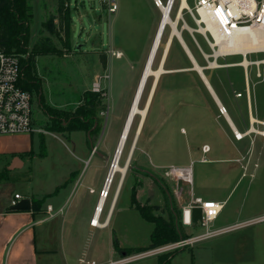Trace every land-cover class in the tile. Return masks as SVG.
I'll return each instance as SVG.
<instances>
[{"label": "rangeland", "instance_id": "rangeland-1", "mask_svg": "<svg viewBox=\"0 0 264 264\" xmlns=\"http://www.w3.org/2000/svg\"><path fill=\"white\" fill-rule=\"evenodd\" d=\"M162 1L167 4L168 0ZM31 3L34 15L28 42L29 52L18 55L29 58L31 79L35 82L31 86L36 128L33 148L40 152L43 135L46 148L49 147L51 153L47 161L33 164V175L41 184L48 170L52 171L49 179L61 177L65 172L63 153L57 148L58 140L44 133L61 132L57 129L63 126L62 122H68L76 116L77 109L87 106L86 92L100 94L95 99L99 127L91 138L98 140L103 134L100 150L106 155L109 153L111 165L162 11L155 0H65L66 10L72 18L63 15L64 18L60 19L59 0H31ZM189 3L193 9L195 0H189ZM113 4L117 5L115 11L110 10ZM180 4L176 0L172 19L177 16ZM183 14L193 29V32H189L180 21L183 38L198 64L204 68L237 129L240 132L250 129L251 114L264 121V64L251 65L247 70L236 65L242 61L241 55L230 54L221 57L217 67H210V62L214 61L212 46L201 32L195 31L198 26L191 12L185 10ZM170 34L171 27L167 26L154 68L159 65ZM41 38L50 39L56 51L31 55L34 45ZM248 58L251 61L264 59V53H252ZM103 60L106 66L102 64ZM165 63L168 72L160 77L111 217L109 230L114 232L120 245L127 247H148L153 227L132 207L134 187L138 190L137 199L141 204L157 206L154 210L156 215L175 220L169 208H166L168 202L172 201L171 184L163 177V168L171 164L187 165L193 161L195 194L205 199L225 201L219 218H231L239 206L247 211L245 217L252 218L264 207V137L256 132L244 139L236 137L200 74L193 69V63L177 37L173 39ZM153 80L154 77H150L147 82L141 108L146 104ZM96 82L100 85V91L94 90ZM139 121L140 115H136L122 165ZM255 125L260 131L264 128L260 123ZM28 135L31 136V133L0 134V143L16 148L30 145L31 149ZM72 138L78 140L80 137L76 135ZM204 144L211 146L207 155H203L201 150ZM204 158L208 161L203 162ZM101 159L96 157L91 162L87 173L92 178L101 172L98 165L102 166ZM86 163L84 167L90 162ZM29 173L31 169L28 167L26 175ZM120 177L118 172L106 198L102 220L109 213ZM143 180L148 182L140 188ZM26 182L18 180V191L25 192ZM87 195L91 197L94 194L88 191ZM148 198L149 202L144 203ZM173 202L177 208L176 216L179 217V204ZM77 207L65 206V209L73 215ZM43 208L39 213L48 215L46 206ZM217 225L215 221L211 225L212 229ZM182 228L186 236L205 231L201 226ZM77 230L79 227L75 226L74 231ZM100 232V229L96 233L91 231L88 234L89 242ZM106 234L108 236V233H104L103 237L107 242ZM200 243L183 248L186 250L184 254ZM151 258L153 256L141 258L131 264H144L154 260Z\"/></svg>", "mask_w": 264, "mask_h": 264}, {"label": "crops", "instance_id": "crops-1", "mask_svg": "<svg viewBox=\"0 0 264 264\" xmlns=\"http://www.w3.org/2000/svg\"><path fill=\"white\" fill-rule=\"evenodd\" d=\"M216 95L223 103L217 92ZM212 97L217 104V99L214 95ZM228 116L233 126L230 120L224 117L230 127L232 129L237 127L229 113ZM33 133L31 136L28 135L31 138V149L30 145L16 148L0 143V173H7L6 178L0 179V264H86L84 262L92 260L107 262L122 256L123 253L120 254L115 248L114 232L109 230L118 198L114 206L108 209L109 213L105 218L108 226L99 228L91 225L110 167L111 156L100 150L103 134L98 140H93L83 130L67 133L45 132V136H52L58 140L57 148L61 154L63 153L65 172L61 177L49 179L52 171L48 170L44 182L39 184L33 175V164L47 161L51 153L47 147L45 156L38 155L39 152L33 148ZM76 135L80 138L73 140L72 137ZM96 157L102 158V166L98 164L101 172L92 178L87 171ZM85 162L90 163L84 167ZM28 167L31 173L26 175ZM18 180L28 181L25 192L18 191ZM146 182L143 180L140 188H143ZM88 191L94 195L89 197ZM15 194L30 198L31 202L32 199L47 196L42 209L43 206L47 208L48 205H52L57 214L53 217L44 216L39 212L34 213L32 208L28 211H14L11 209V202ZM149 199L144 203L149 202ZM65 206L78 207L75 213L70 215ZM246 212L239 206L231 218L219 216L216 220L218 225L214 229L220 232L201 241L198 246L187 251L186 255L185 249L177 251L171 264H264V207L252 218L245 217ZM102 216L103 214L100 221H105L102 220ZM75 226L79 227V231H74ZM152 226L151 232L154 228L153 223ZM99 229L101 232L89 242L88 234L91 231L96 233ZM104 233H108L107 242L104 240ZM120 246L140 248L143 245ZM159 255H150L154 260L146 261L144 264H159Z\"/></svg>", "mask_w": 264, "mask_h": 264}, {"label": "built area", "instance_id": "built-area-1", "mask_svg": "<svg viewBox=\"0 0 264 264\" xmlns=\"http://www.w3.org/2000/svg\"><path fill=\"white\" fill-rule=\"evenodd\" d=\"M162 2V0H155L157 6ZM175 2L176 0L167 1L170 9L174 7ZM116 8L117 5L113 4L110 10L115 11ZM186 10L191 12L196 21L198 29L195 31L208 26H211L210 28L215 31L214 34L212 29L207 28L201 32L212 46L213 51L219 47L220 39L228 40L233 47L234 39L239 32L250 29L264 31V0H195L194 8ZM181 21L186 24L183 18ZM20 77V56L5 51L0 45V134L33 133L36 131L33 119V96L30 91L21 87ZM100 89L99 83L96 82L94 90L100 91ZM220 111L222 114L227 112L225 107L220 108ZM260 122L264 123V121ZM236 137L240 139L237 134ZM201 150L203 155H207L211 151V146L204 144ZM202 161L207 162L208 160L204 158ZM193 164L192 161L187 165L172 164L164 167L163 177L170 182L172 199L179 204L178 219L180 224L190 228L201 226L205 229L203 233L189 234L185 238L144 252L123 254L115 260L107 262L92 260L84 263L131 264L146 256L193 246L218 234L220 230L212 229L211 225L223 211L225 201L205 199L195 194ZM107 197L108 193L102 190L99 200ZM21 199H23L21 194H15L11 202L12 206H15ZM46 212L49 217L57 214L52 205L47 206ZM97 212L98 206L91 220V225L102 228L99 223L95 222ZM197 213H199V217L196 218ZM100 218H98L99 221Z\"/></svg>", "mask_w": 264, "mask_h": 264}, {"label": "trees", "instance_id": "trees-1", "mask_svg": "<svg viewBox=\"0 0 264 264\" xmlns=\"http://www.w3.org/2000/svg\"><path fill=\"white\" fill-rule=\"evenodd\" d=\"M59 14L60 19L63 17V15H66L67 18H72V15H70L66 10L65 0H59ZM33 15L31 0H0V45L5 51L19 55L29 52L28 42L30 39V28ZM44 25L46 24L44 23ZM166 29L167 26L164 30V33ZM53 51H56L55 44L48 38H41L34 45L31 55L44 54ZM102 64L106 66V61L103 60ZM20 67V85L23 89L32 92L31 86L34 85L35 82L31 79V65L29 58H24L21 56ZM99 95L100 94L93 95L91 92H86L85 99L88 103L87 106L77 109L76 116L71 118L66 123L62 122L63 126L57 130L61 132L83 130L90 132V136L92 137V133L95 132L99 127L97 125L98 107L95 100ZM40 148L41 149L38 155L43 157L46 155L45 138L43 135H41ZM6 174L7 173L5 172L0 173V179L6 178ZM46 197L47 196L42 199H32V210L34 213H38L42 210V204ZM171 200L172 201L168 202V206H166V208H169L175 220H168L161 215H156L154 210L157 209V206L141 204L137 199V189L134 187L132 192V207L137 209L144 219L154 224V228L150 235V245L148 247L140 248H124L120 246L118 239L114 236V245L116 250L120 254H132L135 252H141L143 250H150L187 237L183 231L178 217L176 216L177 208L172 198ZM197 217H199V213H197L196 218ZM177 251L179 250L160 254L158 256L159 264H171V260Z\"/></svg>", "mask_w": 264, "mask_h": 264}, {"label": "bare ground", "instance_id": "bare-ground-1", "mask_svg": "<svg viewBox=\"0 0 264 264\" xmlns=\"http://www.w3.org/2000/svg\"><path fill=\"white\" fill-rule=\"evenodd\" d=\"M179 1L181 2V4L179 7L177 16H175V19H172L171 12H172L173 8L170 9V5H167L163 2L160 5H158V7L162 11L161 21L159 23L158 30L156 32L154 41L152 43L146 64L144 66L143 73H142L140 81L138 83V87H137L136 93L134 95V98H133L127 119L125 121L124 127L122 129L121 134H120V138H119L118 144L116 146V149H115L112 161H111V165H110V169L108 171V175H107L105 185L102 188V190H104V192H107L109 195V192L111 190V186H112L113 181L115 179V176L117 175L118 172L121 174V177H120V180L118 182L116 192H115L114 198L112 200L111 206H114V203L116 202V199H117L118 194L120 192L121 186H122L123 181L125 179V176L127 174L129 164H130V162L128 163V160H129L133 145L136 142L135 143V148H136L140 134L142 132L144 124L141 128V122L143 119L146 120L147 114L149 112L151 102H152V100L150 102V99H151V95H152V92L154 89L155 82L158 79V83H159L161 75L168 72V70L165 69V62H166L167 57L169 55V52L171 50L173 38L174 37H177V38L181 37L180 39L183 42V43L181 42V45H182L184 51L186 52V54L188 55V57L191 60L192 59L196 60L194 54L192 53V51L190 50L189 46L187 45L186 41L183 38L182 30H180V28H179V22L181 21L182 18L184 19V14H183L184 11L186 9H190L191 6L189 3V0H179ZM166 26L171 27V34H170V36H169V38H168V40L164 46V51L161 55V59H160L158 67L154 68V62L156 60L160 46L162 44L163 33H164ZM210 27L211 26H208L207 28L212 29V32L215 34V31L213 30V28H210ZM183 28H186L189 32L193 31L192 27H190L187 24V22H186V24H184ZM207 28L203 27L199 31L204 32L205 30H207ZM252 53H264V31H260L258 29H250L247 31L239 32L234 39L233 47L228 40H221L220 39L219 40V47L215 48L213 51L214 61L210 62V67H212V68L217 67L219 59L225 55H230V54L241 55L243 57V59L241 62H239L236 65H241L247 70H249L251 65L255 64V65L259 66L261 64H264V59H258L255 61H251V59H249L248 57ZM190 54H191V56H190ZM120 55L121 54L119 53L118 56H120ZM162 63H163V65H162ZM199 67H201V66L199 65ZM199 67L196 68L195 70L200 74V76L203 79L204 83L206 84L207 88L209 89L211 94L214 95V98L217 99V104L219 105V107L224 108L225 106L222 104V102L217 97L216 92H215L213 86L211 85L210 79L208 78V76L204 72V68L202 70V72H203V74H202L198 70ZM146 76H147V79L145 80ZM150 77H154L153 84L151 86L146 104L143 108H141L140 107L141 99H142L145 87H146L147 82H148ZM158 83H157V86H158ZM209 85L211 86V88ZM157 86H156V88H157ZM155 91H156V89H155ZM154 94H155V92H154ZM154 94H153V96H154ZM152 99H153V97H152ZM149 102H150V105H149ZM148 105H149V107H148ZM136 115H140V121H139L138 126L136 128L135 135H134V138H133V141L131 144V148H130L129 153L127 155L126 161L122 165L121 164L122 157H123L129 136L131 134ZM223 115L226 116L230 120V123H232L230 117L228 116V111L223 113ZM250 122H251L250 130L248 129L246 132L241 131L242 132L241 133L237 129V127H233V131L239 136L240 139H244L248 134H250L252 132H256V133H259L262 136H264V128H263V130L260 131L259 129H257V127L255 125V123H261L262 125H264V123L260 122V120H258L252 114L250 116ZM231 125L233 126V123ZM138 133H139V135H138ZM137 135H138V138H137ZM135 148H134V150H135ZM134 150L132 152L131 159H132ZM112 163H113V165H112ZM102 190H101V192H102ZM101 192H100V195H101ZM105 202H106L105 198H102L101 200H99V203L97 205L98 206V212H97V215L95 218V222L99 223L102 228L108 224L106 220L105 221H99L98 220V218L101 217V215L103 214V211L105 208V206H104Z\"/></svg>", "mask_w": 264, "mask_h": 264}, {"label": "water", "instance_id": "water-1", "mask_svg": "<svg viewBox=\"0 0 264 264\" xmlns=\"http://www.w3.org/2000/svg\"><path fill=\"white\" fill-rule=\"evenodd\" d=\"M161 35V34H160ZM173 37V36H172ZM181 38V37H180ZM180 38H178L179 39V41L180 42H182V40L180 39ZM183 43V42H182ZM190 56H191V54H190ZM191 60V59H190ZM192 61V63H193V69L195 70L196 68H198L199 67V65H198V63H197V61L195 60V59H192L191 60ZM164 63V62H163ZM163 63H162V65H163ZM199 72H201L202 74H203V72H202V70H203V67H199ZM147 79V76L145 77V80ZM157 83H158V79L156 80V82H155V85H154V89H153V92H152V95H151V99H150V102H151V100H152V97H153V94H154V92H155V89H156V86H157ZM210 86V85H209ZM210 88H211V86H210ZM214 92V91H213ZM150 102H149V105H150ZM149 105H148V107H149ZM144 121H145V119H143L142 120V122H141V128H142V126H143V124H144ZM140 133V132H139ZM139 133H138V135H139ZM138 135H137V138H138ZM88 137L91 139V136H90V132H88ZM136 143V142H135ZM135 143H134V145H133V148H132V151H131V154H130V157H129V160H128V163L131 161L130 159H131V155H132V152H133V150H134V148H135ZM112 165H113V163H112ZM115 204V203H114ZM32 202H31V199L30 198H23V199H21L15 206H12L11 207V209L12 210H14V211H28V210H31V208H32Z\"/></svg>", "mask_w": 264, "mask_h": 264}]
</instances>
